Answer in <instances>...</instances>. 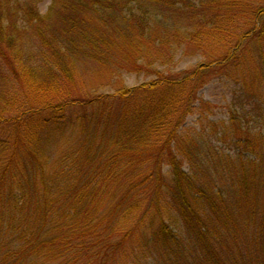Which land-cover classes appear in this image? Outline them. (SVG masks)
Masks as SVG:
<instances>
[{"label": "trees", "instance_id": "trees-1", "mask_svg": "<svg viewBox=\"0 0 264 264\" xmlns=\"http://www.w3.org/2000/svg\"><path fill=\"white\" fill-rule=\"evenodd\" d=\"M0 264H264V0H0Z\"/></svg>", "mask_w": 264, "mask_h": 264}, {"label": "rangeland", "instance_id": "rangeland-1", "mask_svg": "<svg viewBox=\"0 0 264 264\" xmlns=\"http://www.w3.org/2000/svg\"><path fill=\"white\" fill-rule=\"evenodd\" d=\"M49 6V1H45L40 6V11L44 13ZM203 59L198 56H184L179 54L174 67L171 72H182L194 67L199 64ZM144 76H136L133 74H125L119 80L114 82L113 87H104L100 93H113L117 88L127 87L134 88L143 82L150 80ZM232 82H226L224 78H216L210 81L200 91L199 96L204 102L210 103L209 108L203 112H197L196 116L190 117L186 123L187 130L191 135H197L203 137L208 141H212L216 148L227 150L234 148L233 142L238 138L242 137L243 145L238 146L240 149H246V139L248 138L247 133H238L236 128L229 122L228 114L230 111L241 114V111H246V120H242L241 128L244 129L249 127L251 130H257L260 123L253 121L252 117L248 115V112L252 106H244L240 108L238 105L233 104L231 91L233 88ZM242 118V116H239ZM237 126H240L237 124ZM230 151V150H228Z\"/></svg>", "mask_w": 264, "mask_h": 264}]
</instances>
